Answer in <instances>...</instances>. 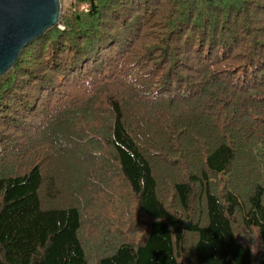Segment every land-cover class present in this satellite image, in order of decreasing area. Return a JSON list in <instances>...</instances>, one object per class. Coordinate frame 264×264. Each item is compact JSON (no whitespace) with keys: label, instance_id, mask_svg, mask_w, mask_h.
<instances>
[{"label":"trees","instance_id":"1","mask_svg":"<svg viewBox=\"0 0 264 264\" xmlns=\"http://www.w3.org/2000/svg\"><path fill=\"white\" fill-rule=\"evenodd\" d=\"M0 264H264V0H71L0 75Z\"/></svg>","mask_w":264,"mask_h":264},{"label":"water","instance_id":"2","mask_svg":"<svg viewBox=\"0 0 264 264\" xmlns=\"http://www.w3.org/2000/svg\"><path fill=\"white\" fill-rule=\"evenodd\" d=\"M60 13L59 0H0V75L23 47L58 23Z\"/></svg>","mask_w":264,"mask_h":264},{"label":"built area","instance_id":"3","mask_svg":"<svg viewBox=\"0 0 264 264\" xmlns=\"http://www.w3.org/2000/svg\"><path fill=\"white\" fill-rule=\"evenodd\" d=\"M69 1H71V0H59V4H60V12L63 11V5H64V7H65V4H66L67 2H69Z\"/></svg>","mask_w":264,"mask_h":264},{"label":"rangeland","instance_id":"4","mask_svg":"<svg viewBox=\"0 0 264 264\" xmlns=\"http://www.w3.org/2000/svg\"><path fill=\"white\" fill-rule=\"evenodd\" d=\"M65 6H66V4H65ZM64 8H65V7H64V5H63V10H64Z\"/></svg>","mask_w":264,"mask_h":264}]
</instances>
